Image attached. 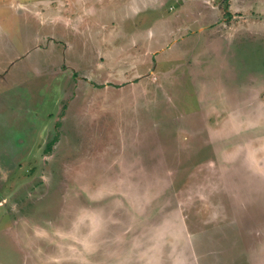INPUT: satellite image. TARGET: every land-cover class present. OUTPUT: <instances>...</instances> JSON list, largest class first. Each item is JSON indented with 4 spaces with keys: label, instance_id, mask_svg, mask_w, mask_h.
<instances>
[{
    "label": "rangeland",
    "instance_id": "rangeland-1",
    "mask_svg": "<svg viewBox=\"0 0 264 264\" xmlns=\"http://www.w3.org/2000/svg\"><path fill=\"white\" fill-rule=\"evenodd\" d=\"M131 2L0 0V264H264V0Z\"/></svg>",
    "mask_w": 264,
    "mask_h": 264
},
{
    "label": "crops",
    "instance_id": "crops-1",
    "mask_svg": "<svg viewBox=\"0 0 264 264\" xmlns=\"http://www.w3.org/2000/svg\"><path fill=\"white\" fill-rule=\"evenodd\" d=\"M129 1V4L130 3H132L131 2V0H128ZM134 2H135V0H133ZM165 1V0H164ZM135 3H133L132 5H134ZM145 4V6L144 7H149V6H152V7H155V8H158V7H163L164 6V3H163V0H160L159 2H157V0H154V3H152V4H149V3H144ZM131 5V4H130ZM136 5V4H135ZM232 6V5H231ZM134 8H135V12H138V11H140L142 8H144V7H142V6H138V5H136V6H133ZM139 7V8H138ZM179 8L181 9V6L179 7L178 5H176L175 6V13H177V14H179L181 11L179 10ZM177 10H178V12H177ZM194 251V250H193ZM194 253L195 252H192V253H190L191 254V257H187V258H185L184 260H185V262H188L187 264H192L191 262L194 260V258H193V256H194ZM119 264H129V262L128 263H126V258L124 257L122 260H121V263H119Z\"/></svg>",
    "mask_w": 264,
    "mask_h": 264
},
{
    "label": "trees",
    "instance_id": "trees-1",
    "mask_svg": "<svg viewBox=\"0 0 264 264\" xmlns=\"http://www.w3.org/2000/svg\"><path fill=\"white\" fill-rule=\"evenodd\" d=\"M50 147H51V144H50Z\"/></svg>",
    "mask_w": 264,
    "mask_h": 264
}]
</instances>
